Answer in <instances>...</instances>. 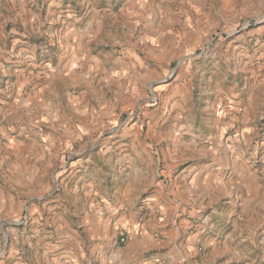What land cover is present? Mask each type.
I'll return each instance as SVG.
<instances>
[{
  "label": "rangeland",
  "instance_id": "1",
  "mask_svg": "<svg viewBox=\"0 0 264 264\" xmlns=\"http://www.w3.org/2000/svg\"><path fill=\"white\" fill-rule=\"evenodd\" d=\"M192 162L235 179L218 212L147 231L156 181L172 197ZM234 162L264 186V0H0V264H55V241L118 264L138 231L135 264L179 258L174 241L178 264H264V205Z\"/></svg>",
  "mask_w": 264,
  "mask_h": 264
},
{
  "label": "crops",
  "instance_id": "2",
  "mask_svg": "<svg viewBox=\"0 0 264 264\" xmlns=\"http://www.w3.org/2000/svg\"><path fill=\"white\" fill-rule=\"evenodd\" d=\"M67 36L65 37V40L71 44V46H75L77 44L76 40L79 39V41L83 40L82 38H85V36L79 32L78 27L75 24L68 25L67 28ZM72 70L78 71L80 75H83V68L80 66L71 67ZM70 68V69H71ZM25 100H21L19 102V106L23 105ZM12 114V113H11ZM178 154V153H177ZM176 157V155H174ZM227 161H230V157H227ZM244 164H246L244 162ZM216 165V164H215ZM229 166V169L232 167L231 162L227 164ZM222 167L216 168V170H213V168H209L208 165H202L199 163H189L187 166H185L181 172L175 176L174 180L171 181L170 189L166 194L172 196L167 199H163V187L161 186L160 182L155 183L156 187L153 189L152 199L153 203L156 201L157 204H153L154 210L152 217L150 220L154 217L153 222L151 223V226L148 227L147 231H151L152 233L158 232L160 228V222H158L157 217L159 214H163L164 211H169L172 214V224L176 223L175 217L185 215L187 213H192L194 211H197L199 208L213 206V210L211 212H218V206H214L216 203L219 202L221 198V192H223L224 188L227 184H229L230 181L234 182V178L227 177L226 175L221 174V172L217 171ZM234 171V172H233ZM233 172V174H232ZM232 172L230 175H233L236 177L237 180H242L243 186L246 187V190L248 192V196L250 197L251 202L255 201L254 203V211H256V206L261 203V205H264V186L263 185H256L255 183L250 182V177H253V175H249L247 171H245V168L242 166L241 162H234V167L232 168ZM205 174V175H204ZM204 176V177H203ZM138 177V175H137ZM135 177V181L136 178ZM203 178V182H201ZM129 179V178H128ZM261 194V195H260ZM162 198V199H160ZM164 202H161V201ZM157 205H161V210L158 208ZM232 209V208H231ZM236 211V210H235ZM231 212L226 213L229 214ZM212 216V215H210ZM231 217V216H230ZM128 219V218H127ZM129 220H131L129 218ZM127 220L126 222H130ZM184 221L186 222V219L183 218V220H180V226L184 224ZM205 226L202 225V228L204 227V230L207 227H213L215 224L213 223V219L210 217H205L202 221ZM176 229L179 230V227L175 228V234ZM211 229V228H210ZM130 231V230H129ZM163 236L165 237L162 239L158 246H165L169 245L171 242L167 236L166 228L162 229ZM131 232V231H130ZM131 235V233H130ZM141 233L138 231L135 234H132L129 239V244L126 246H123L125 248L124 254H122L119 257L118 264H135L137 263V259L139 258L140 253H144L148 248H150L151 244L145 243V239L143 236H140ZM178 234H176L177 236ZM184 242V241H183ZM53 246L55 247V254L52 256L53 263L55 264H71L72 262H78L76 253L72 252V248L65 247V244H59L57 241L54 242ZM135 243V245H134ZM59 244L60 246H57ZM174 247H176V252L179 253V258L175 256L174 252L172 250L168 251L167 255H171V258L165 259L164 264H178V262L181 259H184V254L189 255V249L190 245L189 243L183 244L180 242L181 247H178V244L176 241L173 243ZM140 246V247H139ZM102 260L101 263L104 262V264H112V261L107 260V254H104V251L102 252ZM127 255V256H126ZM166 257V256H165ZM127 258V259H126ZM150 260L145 258V260L142 262H138V264H148Z\"/></svg>",
  "mask_w": 264,
  "mask_h": 264
},
{
  "label": "built area",
  "instance_id": "3",
  "mask_svg": "<svg viewBox=\"0 0 264 264\" xmlns=\"http://www.w3.org/2000/svg\"><path fill=\"white\" fill-rule=\"evenodd\" d=\"M125 241H126V237L123 236V237L121 238V242H125Z\"/></svg>",
  "mask_w": 264,
  "mask_h": 264
}]
</instances>
